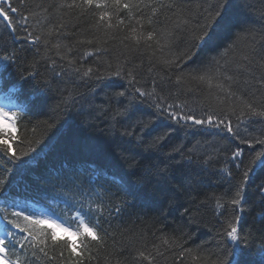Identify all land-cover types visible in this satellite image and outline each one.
I'll list each match as a JSON object with an SVG mask.
<instances>
[{
  "label": "trees",
  "instance_id": "16d2710c",
  "mask_svg": "<svg viewBox=\"0 0 264 264\" xmlns=\"http://www.w3.org/2000/svg\"><path fill=\"white\" fill-rule=\"evenodd\" d=\"M12 2L19 9L12 16L20 23L13 30L0 20V55L14 57L10 63L0 60L8 64L0 70V91L10 92L23 110L15 120L17 132L8 130L5 139L27 138L31 144L24 149L33 151L21 157V168L0 145V176L14 169L0 187V225L4 235L14 234L6 242L8 260L228 264L236 245L224 234L225 221L238 218L240 264H264V165L252 163L264 153L258 142L264 140V117L228 111L237 98L264 105V0ZM125 3L131 7L123 8ZM218 10L228 25L216 27L201 44L196 37ZM105 11L113 15L100 21ZM22 16L28 17L26 24ZM133 29L142 37L139 43L131 39ZM150 31L159 43L146 39ZM161 33H170L167 44ZM35 36L41 39L33 43ZM200 76L211 77V87ZM137 87L152 95L140 96ZM120 91L126 96L117 97ZM130 102L137 109L132 119L125 113ZM157 102L186 105L197 117L227 112L237 135L223 128L181 127L183 122L165 112L145 130L157 116ZM169 128L175 131L157 142ZM8 142L13 148L19 144ZM236 151L241 155L233 158ZM238 186L243 199L233 205ZM49 200L56 209L48 211L59 216L102 205V212L86 219L102 241L82 239L77 249L82 255L74 256L63 240L52 241L47 228L41 234V226L12 216L13 205L36 201L47 209ZM8 220L36 239L22 248L27 233Z\"/></svg>",
  "mask_w": 264,
  "mask_h": 264
},
{
  "label": "snow or ice",
  "instance_id": "6c2138e0",
  "mask_svg": "<svg viewBox=\"0 0 264 264\" xmlns=\"http://www.w3.org/2000/svg\"><path fill=\"white\" fill-rule=\"evenodd\" d=\"M84 5H92L94 3V0H83ZM113 5L120 6L121 0H112ZM62 6V5H61ZM78 6V5H77ZM69 7H72V5H69ZM96 7H101L99 3L96 4ZM123 8H130V4H123ZM19 9L13 5L12 0H0V20H3L6 22V27L9 29H15L17 23H20V21H14V18L12 14L18 13ZM113 13H110L108 11H105L101 13L99 16L100 21H105L108 19ZM21 21L23 23H27L28 17L22 16ZM123 21H120L122 23ZM151 23V21H149ZM228 25V21L221 11H216L209 19L208 22L205 23L203 28L201 29V32L199 35H197L196 39L201 43H205L208 39H211L212 32L216 27H226ZM107 28H113L114 25L111 23H108L106 25ZM51 29H49V33H51ZM29 37H32V33H28ZM161 37L164 39V43L167 44V35H170V33L165 34L161 33ZM141 36L135 34V29H133V35L131 36V39L136 41L137 43L140 42ZM41 39L40 36H35L31 42L36 43L39 42ZM146 39L148 41H152L154 39H157L156 33L154 32H148ZM157 43H159V39H157ZM59 47V45H57ZM196 53H192L191 55L194 56ZM187 55V54H185ZM188 58H191L190 56ZM0 60L6 61V62H13L14 57H9L7 54L0 55ZM172 61H165V63H171ZM8 64L0 65V70H5L7 68ZM91 69H88L83 73L85 77L89 75L91 72ZM116 76L120 75V70H117L115 72ZM129 75L131 76L132 73L130 72ZM179 82V77L177 78ZM201 81H206L208 85L211 87L212 85V78L206 77V76H200L198 77ZM230 79V77H229ZM217 87H222L221 85H217ZM136 93H139L140 96H150L152 93L143 91L141 88L137 87L135 89ZM119 98H123L126 96V93L124 91L117 92L115 94ZM154 107L157 109V116L151 119L148 124L145 125V130H147L148 127H150L152 124L156 122V119L159 118L160 112L167 113L168 119L175 121V122H183L181 127L187 126L189 124L191 125H197V126H209V127H215V128H223L227 131L230 135H237L236 130L233 128L231 124V120L229 119V116L227 112H223L221 114H217L215 111H210L206 118L204 116L197 117L191 109H188L185 111L186 105L183 104H167L165 107L163 102H157ZM239 110L240 116L245 115H252V116H260L264 117V105H261L260 108H257V106L251 102H245L240 101L239 98H237V102H234L232 106L229 107L228 111L235 114V112ZM137 109L135 105H132L131 102L129 105L125 106V113L129 119H132L134 117V114L136 113ZM19 110H6L5 107L0 106V145H5L4 153H10L9 159L12 163L16 164L17 167H23L25 161L21 159L22 156H27L30 151H33V149L29 146L27 150L24 149V144L28 143L31 144V141L27 138L21 139L19 136H11L8 139H5L6 132L10 130L12 133L17 132V126L15 124V120L18 116ZM221 115L223 118H221ZM136 123H140V120L137 119ZM50 126V125H49ZM35 129H33V132ZM175 131L172 128H169L162 134L157 136V142L163 141L165 138H167L171 133ZM11 139L13 141H19V144L16 148H13L12 144L8 142V140ZM260 143H264V140L258 141ZM241 153L239 151H236L232 154L233 158L239 157ZM2 158V157H0ZM257 162H259L261 165H264V153H257L252 163L255 165ZM14 171V169L10 168L7 170L9 173L5 176H0V187L4 186L8 180H10L11 173ZM251 171V168L249 170H246L244 172V178L247 179L249 172ZM243 199V194L240 190V187H237V191L235 193V197L231 200V203L233 205H240L241 200ZM219 206V205H218ZM103 207L102 205H97L95 208L92 206H89L88 212H84L82 209L77 210L74 214V217L76 220L79 221V228L76 231H71L68 227H65L63 223H58L56 220H53L51 218H37L33 217L31 215H24L23 219L25 221H28L31 225H39L41 226V234H43V229L47 228L51 231V239L53 242H59L60 240H63L66 246L70 249V252L74 256L82 255V253L78 252L77 249L80 247V241L82 239H90L96 243H100L102 241V237L99 235L97 228L94 226H90V222H86V219H88V213H91L93 211H101L102 212ZM22 215L21 212H13L12 216L14 217H20ZM5 219H7V216H5ZM238 218L230 219L225 221L226 228L224 230V234L228 239H230L234 244L236 245L233 247L230 255L234 258L228 262V264H240V257L242 255V251L239 247V235H238V224H237ZM8 223H10L13 227L20 228L19 224H17L14 220H8ZM21 232H26L27 235L24 237L23 241H20V246L23 248L24 244L27 243L29 238L32 240H35L36 237L32 235L30 231H28L27 228H20ZM62 232L66 233V236L60 237L57 235V233ZM14 238V234L9 231L7 232L3 237H0V264H13L12 261L8 260L7 258V247L6 242H10ZM71 238V239H70ZM167 243V241H165ZM35 247V245H33ZM43 251V249H41ZM139 255L143 257L145 260L149 259L148 256H145L144 252H140ZM262 255H264V251H262Z\"/></svg>",
  "mask_w": 264,
  "mask_h": 264
},
{
  "label": "rangeland",
  "instance_id": "374dc122",
  "mask_svg": "<svg viewBox=\"0 0 264 264\" xmlns=\"http://www.w3.org/2000/svg\"><path fill=\"white\" fill-rule=\"evenodd\" d=\"M32 216L37 217V218H41V219L48 218L42 212H35V213L32 214ZM71 231H73V230H71ZM57 234H59V235H67L66 233H62V232H59V231H58Z\"/></svg>",
  "mask_w": 264,
  "mask_h": 264
},
{
  "label": "bare ground",
  "instance_id": "6f19581e",
  "mask_svg": "<svg viewBox=\"0 0 264 264\" xmlns=\"http://www.w3.org/2000/svg\"><path fill=\"white\" fill-rule=\"evenodd\" d=\"M0 106H3L4 107V105H2V104H0ZM7 110V109H6Z\"/></svg>",
  "mask_w": 264,
  "mask_h": 264
}]
</instances>
